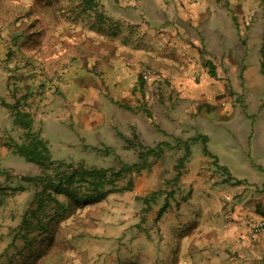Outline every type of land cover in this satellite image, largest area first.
I'll return each instance as SVG.
<instances>
[{
  "label": "rangeland",
  "instance_id": "374dc122",
  "mask_svg": "<svg viewBox=\"0 0 264 264\" xmlns=\"http://www.w3.org/2000/svg\"><path fill=\"white\" fill-rule=\"evenodd\" d=\"M263 23L264 0H0V264L139 259L129 247L141 231L156 241L161 193L168 189L180 200L190 192L187 162L206 146L199 136L178 166L183 138L202 126L192 118L194 107L203 115L204 97L212 96L220 106L239 103L247 121L264 123ZM115 58L129 67L118 84L105 72ZM15 109L33 114L32 128L54 160L117 169L139 160L138 144L165 140L170 147L148 160L157 177L151 188L139 179L137 194L130 192L151 171L142 169L131 173V189L97 201L57 195L60 214L26 241L16 227L33 189L13 187L41 168L9 146L23 141ZM219 146L218 156L208 155L215 164L226 154ZM153 192L148 205L142 198Z\"/></svg>",
  "mask_w": 264,
  "mask_h": 264
},
{
  "label": "crops",
  "instance_id": "0c3cea01",
  "mask_svg": "<svg viewBox=\"0 0 264 264\" xmlns=\"http://www.w3.org/2000/svg\"><path fill=\"white\" fill-rule=\"evenodd\" d=\"M127 69L115 58L105 72L118 84L129 74ZM234 91L237 97L241 88ZM204 98L208 103L204 114L199 115L194 107L192 116L198 121L196 125L202 126L187 137L203 135L208 154L201 149L194 159L190 156L186 166L191 175L184 181L190 185L186 197L179 200L174 194L168 197L167 192L161 193L162 201L155 212L166 199L169 205L157 221V239L153 242L144 231L139 232L129 247L139 259L135 257L131 264L138 260H142L139 264H264V244L248 239V226L240 221L244 215L264 219V123L255 124L254 118L247 121L246 108L239 103L220 106L212 96ZM34 120L32 114L35 129ZM37 124L40 129V122ZM205 125L208 130H203ZM216 143L221 150L223 145L226 148L218 164L208 156L219 155ZM146 170L151 171L134 181L133 194L141 182L145 181L143 189H147L157 180L153 166Z\"/></svg>",
  "mask_w": 264,
  "mask_h": 264
},
{
  "label": "trees",
  "instance_id": "16d2710c",
  "mask_svg": "<svg viewBox=\"0 0 264 264\" xmlns=\"http://www.w3.org/2000/svg\"><path fill=\"white\" fill-rule=\"evenodd\" d=\"M260 72L264 78V27L262 43L260 47ZM9 108L14 109L13 106ZM13 122L20 124L24 128L23 141L20 143L12 141L9 146L12 152L21 156L25 161L38 165L41 170L37 174L22 175L20 184L14 186V191H25L32 187L31 200L24 209L20 222L16 227V236L30 241L33 232L44 234L63 205L58 201L57 195L64 194L72 201L81 204L89 201L103 199L109 192L129 190L132 187L131 173L138 174L142 169L149 167V158H158L165 153L164 148L170 145L166 141L157 142L154 146L136 145L138 148V161L133 163L120 162L117 169L111 167L87 166L83 161L66 162L64 160H54L50 157L46 141L40 137L39 132L32 128V116L27 111L15 109L13 111ZM197 137L184 140V153L178 159V166H182L185 159L190 154L189 144L197 140ZM203 144L206 139L201 135ZM203 153L208 154L203 145ZM129 175L128 184L118 188V181ZM238 182V181H237ZM167 196H172V192L166 191ZM158 193H151L149 197H143V201L150 205ZM169 205L166 199L156 213V219L165 212Z\"/></svg>",
  "mask_w": 264,
  "mask_h": 264
},
{
  "label": "built area",
  "instance_id": "2783aa9c",
  "mask_svg": "<svg viewBox=\"0 0 264 264\" xmlns=\"http://www.w3.org/2000/svg\"><path fill=\"white\" fill-rule=\"evenodd\" d=\"M240 221L248 226V239H259L264 244V219L252 215L240 217Z\"/></svg>",
  "mask_w": 264,
  "mask_h": 264
}]
</instances>
